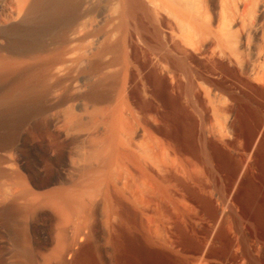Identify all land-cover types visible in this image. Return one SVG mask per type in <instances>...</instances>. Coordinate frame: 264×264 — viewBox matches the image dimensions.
<instances>
[{"label": "bare ground", "instance_id": "6f19581e", "mask_svg": "<svg viewBox=\"0 0 264 264\" xmlns=\"http://www.w3.org/2000/svg\"><path fill=\"white\" fill-rule=\"evenodd\" d=\"M28 14L0 80L21 78L27 189L62 215L45 264H264V0H33ZM34 136L52 141L36 157L51 177L31 169ZM16 241L14 264L39 263Z\"/></svg>", "mask_w": 264, "mask_h": 264}, {"label": "rangeland", "instance_id": "374dc122", "mask_svg": "<svg viewBox=\"0 0 264 264\" xmlns=\"http://www.w3.org/2000/svg\"><path fill=\"white\" fill-rule=\"evenodd\" d=\"M32 2L33 0H26L24 3H17L16 0H0V53L9 57L15 55L11 50L6 49L16 39V36L10 32L14 27L19 25L24 28L28 25L37 26V18L28 14ZM29 16L33 17L32 20ZM25 19L31 21L25 24L23 23ZM34 46L38 47L37 41ZM20 81L21 78L16 75L0 80V264H14L17 261L19 246L23 243L20 241L18 244L16 241L18 235L26 238V247L34 249L37 245L40 247L37 251L38 254H35L37 262H39L36 264H45L47 263L45 262L46 257L47 260L51 259L52 253L59 245L62 215L51 206L50 202L45 206H38L35 195L30 194L27 189L25 181L27 156L25 154L27 153L28 126L23 102V87L19 86ZM13 85L16 89L9 93L10 86L14 87ZM14 100L18 101L14 102ZM36 120L37 117L34 122ZM52 130H56V127H52ZM35 137L31 142L33 143L31 146L32 158H35L32 160L34 162H31V169L35 175L42 177L48 172L50 174L47 173L46 176L51 177L53 174L51 167L49 168L46 161L37 160L36 157H38V152L45 153V156L52 155V141L48 138L46 142L48 147L45 145V148L42 149L36 143ZM143 142H145L143 137H137L135 141L137 145H143ZM36 146L38 147L36 148ZM53 177L55 176L53 175ZM60 188H62L61 184L55 183L41 192H53ZM7 201L14 203V212L10 215L5 214L2 210ZM32 202L34 204L31 205ZM29 206H32L33 210L35 208L41 210V216L35 218Z\"/></svg>", "mask_w": 264, "mask_h": 264}]
</instances>
